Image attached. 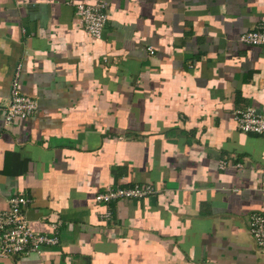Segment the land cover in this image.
I'll list each match as a JSON object with an SVG mask.
<instances>
[{"label":"crops","instance_id":"0c3cea01","mask_svg":"<svg viewBox=\"0 0 264 264\" xmlns=\"http://www.w3.org/2000/svg\"><path fill=\"white\" fill-rule=\"evenodd\" d=\"M69 1L0 0V212L22 194L60 236L0 264H264V135L234 119L264 114V46L240 40L264 0H108L101 38ZM17 75L39 108L5 128ZM136 183L157 191L104 220L96 195Z\"/></svg>","mask_w":264,"mask_h":264},{"label":"built area","instance_id":"2783aa9c","mask_svg":"<svg viewBox=\"0 0 264 264\" xmlns=\"http://www.w3.org/2000/svg\"><path fill=\"white\" fill-rule=\"evenodd\" d=\"M76 16L81 20L84 30L94 38H101L108 20V0H98L94 4L77 3L72 0ZM243 43L264 46V20L255 28L240 36ZM153 53V51H151ZM39 103L36 98L24 94L19 87L18 75L11 82L9 102L5 108L3 126L9 128L17 118L26 119L38 112ZM234 119L238 130L244 133L264 135V114L254 107H247L235 111ZM220 168L232 165L241 167L239 162L232 163L222 158ZM264 191V173L261 183ZM157 189L151 185L109 186L96 195V201L107 206L103 219L112 218L111 204L118 200L143 199L155 194ZM32 200L22 194L12 193L8 198V208L0 212V257L27 256L40 253L43 247L56 246L60 243L58 231L53 235L36 231L32 228L26 210ZM60 223H54V229ZM250 233L260 247L264 248V211L253 212L250 215Z\"/></svg>","mask_w":264,"mask_h":264}]
</instances>
